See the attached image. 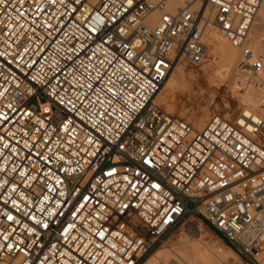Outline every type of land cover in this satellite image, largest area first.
Returning a JSON list of instances; mask_svg holds the SVG:
<instances>
[{
	"label": "built area",
	"instance_id": "1",
	"mask_svg": "<svg viewBox=\"0 0 264 264\" xmlns=\"http://www.w3.org/2000/svg\"><path fill=\"white\" fill-rule=\"evenodd\" d=\"M263 2L0 0V264H142L190 218L261 264L264 117L197 129L154 98L210 24L264 74Z\"/></svg>",
	"mask_w": 264,
	"mask_h": 264
},
{
	"label": "rangeland",
	"instance_id": "2",
	"mask_svg": "<svg viewBox=\"0 0 264 264\" xmlns=\"http://www.w3.org/2000/svg\"><path fill=\"white\" fill-rule=\"evenodd\" d=\"M263 9H264V3H263L262 10ZM260 20L261 19H260V13H259L257 18L255 19L250 39H251V42L253 41V43L255 40L254 45L258 44L257 45V48L259 47L258 50L262 49L263 47V49L260 51H258L257 48H255L253 50L255 54H257L256 51H258V54L259 52H261L260 55L264 56V53H263L264 51V44H263L264 43L263 42L264 41V28L261 27L260 29V26H259L261 24ZM258 38L259 39L263 38V39L259 40ZM257 41L260 43H258ZM207 45L210 46L209 51H208V56L206 58V60H209V61L207 63L205 62L203 65L210 63V60L215 58L211 54L212 50H211V45L209 41L207 42ZM242 60L243 58L240 60L241 63L243 62ZM203 65L195 66L187 62H181L174 69V73L168 81L169 84H173L175 82L174 92H176L175 93L176 98L174 99V102L171 103L174 106V108L171 110V108L169 107L171 106L170 103H165L162 105L160 104V106L167 112L177 117L188 119L191 122L193 121V117H194L193 115L194 114L196 115L197 113H202L203 110L207 112L208 120L215 113L225 114L227 117H230V118L236 117L237 114L239 113V109L241 108V106H239V102L233 97L232 86L234 82L241 81L243 79L242 78L243 70L241 69V66L238 68L235 67L232 69L230 80L228 81L229 82L228 83L226 81L221 82L222 76H220L219 71H214L215 74L211 73L213 72V70L208 69L209 71L208 70L206 71V69L202 67ZM252 79L254 78L252 77ZM228 104H230L231 108H228ZM206 122L204 124L198 122L196 124L197 125L196 127L202 128L203 125L206 124ZM263 135H264V131H263ZM202 236L210 243L211 246L216 247L219 244V246L225 247L224 243L220 239H218L207 227L199 223L197 220L190 218L187 221H185L183 224L179 225L167 237L163 245L160 246L156 250L160 251V250H164L167 248H174V247H179V246L182 247L183 242L191 241V240L193 242H196L199 240V237H202ZM154 254L153 255L151 254L142 264L146 263V261H148L150 258L154 256ZM234 255L235 256L233 257L231 256L233 259L231 258L230 259L231 261H229V263H226V264H245L241 261V259L235 253ZM195 259L196 258H194L192 262L193 263L195 262L196 264L197 262ZM184 261L189 263L188 260H184ZM184 261L182 262L185 263Z\"/></svg>",
	"mask_w": 264,
	"mask_h": 264
},
{
	"label": "bare ground",
	"instance_id": "3",
	"mask_svg": "<svg viewBox=\"0 0 264 264\" xmlns=\"http://www.w3.org/2000/svg\"><path fill=\"white\" fill-rule=\"evenodd\" d=\"M179 1L184 2L185 0H179ZM188 1L192 2V0H188ZM193 5H195V4L193 3ZM195 6H197V5H195ZM262 7H263V4H262ZM262 7L259 11L260 19H261L260 20L261 22L259 21L261 23L259 25L260 29H261V27L264 28V9L262 10ZM261 10H262V12H261ZM259 13H258V15H259ZM258 20H259V18H258ZM260 39L262 40L263 38H260ZM206 41L210 42L211 50H212L211 54L215 58L211 59L210 63L203 65L205 62L207 63L209 61V60L205 59L204 62L201 64V65H203L202 67H204V69H206V71L208 69H212L213 72H211V73H214V71H219L220 76H222L221 82H223V81L228 82L230 80V75H231L232 69L235 67H237V68L240 67V63H241L240 60L243 58L241 51L239 49L233 47L226 39L221 37V35L218 33V30L216 29V27L212 24H210L208 26V31L206 34ZM257 42H256V44H257ZM249 43H250L253 50L255 48H257L258 44L254 45L255 40L253 43V41L251 42V39H250ZM258 43H260V42H258ZM209 47L210 46H208V51H209ZM258 48H257V50H258ZM262 49H263V47H262ZM262 49H260V50H262ZM260 50H258V51H260ZM258 51H256L257 54H258ZM260 53L261 52H259V54ZM263 53H264V51H263ZM236 69H234V70H236ZM203 71H205V70H203ZM236 71H238V70H236ZM173 73H174V71H172V73L166 79L163 87L160 89V91L158 92V94L154 98V101L156 104L162 105L165 103L171 104L174 102V99L176 98V94H175L176 92H174V88H175L174 83L175 82L173 84L168 83V81L172 77ZM253 78L254 79H252V77H251L250 79H248V81L242 79L241 81L234 82L233 86H232L233 97H234V99H236L239 102V106H241V107L246 106L247 108L251 109L252 111H254V112H256L259 115L264 117V74H262L259 77H253ZM240 82H241V84H240ZM169 107L171 108V110L174 108V106L172 104ZM228 108H231L230 104H228ZM193 116H194L193 121L192 122L190 121V122L195 126V128L202 129L204 127V125L202 128H199V127H196L197 126L196 124L198 122L204 124L208 120L207 119V112H205L203 110L202 113H197L196 115L194 114ZM231 256L233 257L235 255H234V252L229 247L227 248L226 245H225V247L219 246V244L216 247L211 246L210 243L202 236V237H199V240L196 242H193L192 240L183 242L182 247L179 246V247L167 248L164 250L157 251L154 254V256L152 258H150L148 261H146V263H144V264H189L190 262L193 261L194 258H196L195 259L197 262L196 264H226V263H229V261H231L230 260L232 258ZM181 259H182V261L188 260L189 263H187L185 261H184L185 263H183L181 261ZM259 260L261 261V264L264 263V254L262 255L261 258H259ZM190 264H195V262L194 263L192 262Z\"/></svg>",
	"mask_w": 264,
	"mask_h": 264
}]
</instances>
